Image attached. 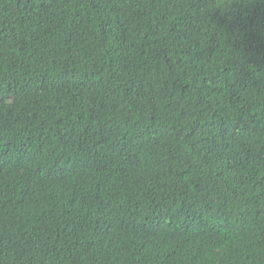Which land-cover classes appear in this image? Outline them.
Instances as JSON below:
<instances>
[{"label":"trees","instance_id":"obj_1","mask_svg":"<svg viewBox=\"0 0 264 264\" xmlns=\"http://www.w3.org/2000/svg\"><path fill=\"white\" fill-rule=\"evenodd\" d=\"M0 264H264V0H0Z\"/></svg>","mask_w":264,"mask_h":264}]
</instances>
